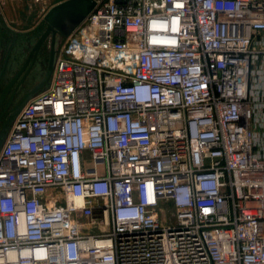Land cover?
<instances>
[{"label": "built area", "instance_id": "1", "mask_svg": "<svg viewBox=\"0 0 264 264\" xmlns=\"http://www.w3.org/2000/svg\"><path fill=\"white\" fill-rule=\"evenodd\" d=\"M62 43L0 151V264H264V0H100Z\"/></svg>", "mask_w": 264, "mask_h": 264}, {"label": "rangeland", "instance_id": "2", "mask_svg": "<svg viewBox=\"0 0 264 264\" xmlns=\"http://www.w3.org/2000/svg\"><path fill=\"white\" fill-rule=\"evenodd\" d=\"M63 1L65 0H0V72L5 68L0 88L6 86L24 66L29 52L44 32L45 14L53 6ZM11 29L19 31L17 37ZM49 56V52L44 51L39 55L35 65L30 64L28 66L27 71L32 66L29 77L20 89L14 104L22 100L43 79L47 72ZM17 85L18 82L13 87L12 92ZM13 125L8 130L6 142ZM161 217H164L165 221H171L174 217L173 208L166 206Z\"/></svg>", "mask_w": 264, "mask_h": 264}, {"label": "water", "instance_id": "3", "mask_svg": "<svg viewBox=\"0 0 264 264\" xmlns=\"http://www.w3.org/2000/svg\"><path fill=\"white\" fill-rule=\"evenodd\" d=\"M100 0H65L53 6L44 16L45 30L33 47L26 64L20 71L18 77L27 71L30 63L34 65L39 52L49 45V62L45 78L25 99L22 105L29 102L33 96L42 90L52 78L56 57L60 44L67 39L92 13ZM32 66L26 72L31 70ZM16 79V78H15Z\"/></svg>", "mask_w": 264, "mask_h": 264}, {"label": "flooded vegetation", "instance_id": "4", "mask_svg": "<svg viewBox=\"0 0 264 264\" xmlns=\"http://www.w3.org/2000/svg\"><path fill=\"white\" fill-rule=\"evenodd\" d=\"M44 51L49 52V45H46L39 52L34 65L36 64L39 58V55H41ZM20 71L10 80V82L6 86H4L3 88H0V151L2 150L3 146L6 143L8 130L15 123L18 115L24 108V105H22V102H23V99H25L26 97L25 98L23 97L22 100H20L17 104H14L15 98L18 96L20 89L22 88L23 85H25V82L27 78L29 77V73L27 74L26 71L18 77ZM4 74H5V68L2 69L0 72V86H1ZM17 82H18V85L16 89L12 92V89Z\"/></svg>", "mask_w": 264, "mask_h": 264}, {"label": "crops", "instance_id": "5", "mask_svg": "<svg viewBox=\"0 0 264 264\" xmlns=\"http://www.w3.org/2000/svg\"><path fill=\"white\" fill-rule=\"evenodd\" d=\"M12 30V32L14 33V35L17 37V34L19 33V31H17V30H15V29H11ZM45 30V29H44ZM32 51V50H31ZM31 51L29 52V54H28V57H29V55H30V53H31ZM28 57H27V59H28ZM27 59H26V62H27ZM25 62V63H26ZM46 75V74H45ZM45 75H44V77H43V79H41L38 83H37V85H35L25 96H24V98L25 97H27L39 84H41L42 82H43V80H44V78H45ZM50 83H51V79L47 82V84L42 88V90L41 91H39V92H37L34 96H36L37 94H39V93H41V92H43V91H45V90H47L48 88H49V86H50ZM33 96V97H34Z\"/></svg>", "mask_w": 264, "mask_h": 264}]
</instances>
